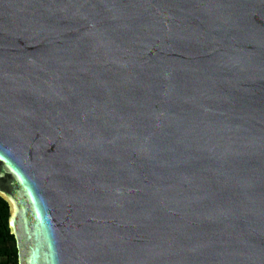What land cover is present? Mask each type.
Here are the masks:
<instances>
[{"label":"water","instance_id":"95a60500","mask_svg":"<svg viewBox=\"0 0 264 264\" xmlns=\"http://www.w3.org/2000/svg\"><path fill=\"white\" fill-rule=\"evenodd\" d=\"M0 197L19 264H264V0H0Z\"/></svg>","mask_w":264,"mask_h":264},{"label":"trees","instance_id":"16d2710c","mask_svg":"<svg viewBox=\"0 0 264 264\" xmlns=\"http://www.w3.org/2000/svg\"><path fill=\"white\" fill-rule=\"evenodd\" d=\"M10 207L0 197V264H19L15 237L9 227Z\"/></svg>","mask_w":264,"mask_h":264}]
</instances>
